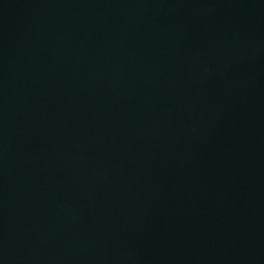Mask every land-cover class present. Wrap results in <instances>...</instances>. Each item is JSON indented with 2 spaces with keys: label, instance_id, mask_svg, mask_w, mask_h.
Wrapping results in <instances>:
<instances>
[{
  "label": "water",
  "instance_id": "1",
  "mask_svg": "<svg viewBox=\"0 0 264 264\" xmlns=\"http://www.w3.org/2000/svg\"><path fill=\"white\" fill-rule=\"evenodd\" d=\"M0 264H264V0H0Z\"/></svg>",
  "mask_w": 264,
  "mask_h": 264
}]
</instances>
